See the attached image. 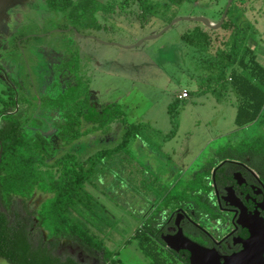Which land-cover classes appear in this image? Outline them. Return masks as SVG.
Masks as SVG:
<instances>
[{"label": "rangeland", "instance_id": "1", "mask_svg": "<svg viewBox=\"0 0 264 264\" xmlns=\"http://www.w3.org/2000/svg\"><path fill=\"white\" fill-rule=\"evenodd\" d=\"M15 1L22 5L18 30L30 38L20 41L23 48L10 47L6 53L11 46L8 34L13 30L7 33L0 26V55L3 56V61L0 60V93L13 97L10 91L17 88L20 93L18 111L25 113L29 102H35L36 95L55 92L52 89L55 81L65 88L74 78L68 72L56 75V65L67 59L61 50L65 38L62 34L48 32L63 18V13H51L45 0ZM19 1L27 2V6ZM102 1L111 8L96 13L101 29L88 30L85 35L91 38L78 37L77 40L83 70L92 77L93 102L99 110L117 106L116 101L130 90L135 116L130 119L124 112L126 119L130 123L131 120L142 122L145 127L140 134L131 136L127 146L118 153L98 163L97 177L86 183L87 191L99 206L97 212L79 204L71 210L68 222L61 226L71 229L75 224L90 237V241L84 236L60 238L58 247L60 252L68 250L82 262L91 258V264H151L134 237L142 224L148 221L160 226L174 209L172 202L179 205L182 197L189 196L186 193L191 197L206 194L198 185L203 178V169L215 159L212 158L215 151L223 150L227 144L236 146L243 139L263 135L264 110L255 122L243 127L235 124L237 107L242 99L232 85L229 73L231 69L240 71V68L228 66L224 53L228 51L229 35L236 27L228 30L222 26L214 28L203 21L181 20L159 37L145 40L137 47L121 46L134 45L146 36L158 35L179 17L207 18V13L199 12L195 3L198 0L180 3L147 0L151 10L146 14L141 7L143 0ZM227 3L228 0H223L220 8L211 11L216 13L213 19L207 18L212 24L222 20ZM208 5L215 4L210 2ZM236 9L233 22L246 28V44L254 51H259L260 46L264 48V0H237ZM256 17L257 22L254 21ZM225 20H229L228 14ZM195 27L206 32L210 41L191 45L189 41ZM101 41L119 45L104 46ZM117 50L121 52L119 55H109ZM88 53H102L106 65L101 74L98 72L100 76L119 72L127 77L117 74L119 76H111L107 82H98L93 87L96 73L92 63L95 59ZM223 73L226 74L224 79ZM133 81L140 85L138 91L130 87ZM183 91L189 94L184 100L178 98ZM11 96L8 97L10 110ZM176 101L177 107L170 110L169 105ZM31 111L40 114L35 109ZM122 119L120 116L112 124L109 135L95 133L89 137L95 150L115 146L121 141L125 131ZM51 139L57 146L56 135L53 134ZM89 147L90 143H83L76 150L85 157L90 154ZM45 199V195L35 194L26 200L13 198L5 204L0 198V212L6 213L11 223L32 218L31 230L35 236L50 241L53 238L49 231L40 226L36 217ZM89 251L95 257L88 256ZM105 252L109 255L107 260H104ZM0 264L10 263L0 257Z\"/></svg>", "mask_w": 264, "mask_h": 264}, {"label": "trees", "instance_id": "2", "mask_svg": "<svg viewBox=\"0 0 264 264\" xmlns=\"http://www.w3.org/2000/svg\"><path fill=\"white\" fill-rule=\"evenodd\" d=\"M170 1L180 3L183 0ZM236 2L234 0L228 9L229 20L223 22L222 28L229 30L236 27L229 35L228 51L224 54L228 66L240 68V71L231 69L229 77L242 99L237 107L235 124L243 127L258 120L263 112L264 66L259 63L255 51L246 44V28L233 22L237 14ZM45 4L51 13H63V18L52 25L51 30L59 29L60 31L53 33L62 34L65 38L62 49L67 59L59 66V71L71 73L74 81L66 89L36 95L35 102H29L25 113L16 111L20 105V93L16 88L10 91L14 94L13 97L0 93V149L3 148L0 198L5 204H9L13 198L26 200L35 194L45 195L46 199L39 207L36 217L53 240L43 241L42 237L35 236L31 230L32 218L11 223L7 214L0 212V257L10 264H91V258L82 262L68 250L59 251L60 238L77 239L84 236L90 241V237L77 229L75 224L71 225V229H63L61 226L68 222L71 210L79 204L97 212L99 206L87 191L86 183L97 177V164L127 146L128 139L140 134L145 124L128 122L120 105L99 110L92 99V77L83 70L76 31L85 35L88 30H100L96 13L109 11L110 5L102 0H45ZM141 7L145 14L151 10L147 0L141 2ZM191 33V45L210 41L209 35L200 27H195ZM29 38L24 33L17 32L13 36L11 47L23 48L20 41ZM225 76L223 73L222 78ZM10 96L12 110L8 106ZM173 107H177V101L169 105L170 110ZM32 109L40 114L32 112ZM120 116H123L125 126L121 141L112 147L101 148L98 144L99 148L95 150L89 137L95 133L109 135L112 124ZM53 129H56L54 135L58 140L57 146L51 136H44V132ZM83 143H90V154L85 157L76 150ZM221 152H225L224 157L233 159L250 158L251 165L264 179V134L251 140L243 139L236 146L227 144ZM216 162L217 160L212 161L210 166L203 169V178L198 187L205 193L210 189L211 168ZM186 194L189 196L182 199L195 198L190 193ZM172 198L176 200V197ZM196 200L202 206L203 200L199 196ZM172 204L174 208L178 206L174 202ZM141 228L134 237L138 239L139 246L151 264H183L176 253L164 249L159 225L145 221ZM103 249L106 250L105 247ZM87 255L95 257L91 251ZM108 258L109 255L105 252L104 260ZM184 264H190L189 258L184 259Z\"/></svg>", "mask_w": 264, "mask_h": 264}, {"label": "flooded vegetation", "instance_id": "3", "mask_svg": "<svg viewBox=\"0 0 264 264\" xmlns=\"http://www.w3.org/2000/svg\"><path fill=\"white\" fill-rule=\"evenodd\" d=\"M0 13L3 20V11ZM50 30V34L60 31ZM76 33L79 38L90 37ZM63 62L56 65L57 76L65 73L59 71ZM69 86L63 88L55 81L52 89L56 91ZM224 155L225 152L217 150L212 157L217 162L211 168L209 191L199 195L202 206L197 203L198 195L193 200L182 199L159 226L161 236L175 234L182 228L185 236L206 248L215 249L223 259L249 252L246 258L249 264H264V179L251 165L250 158L233 159ZM163 245L165 250L176 253L183 264L184 259L190 261L188 251L175 252L165 243Z\"/></svg>", "mask_w": 264, "mask_h": 264}, {"label": "crops", "instance_id": "4", "mask_svg": "<svg viewBox=\"0 0 264 264\" xmlns=\"http://www.w3.org/2000/svg\"><path fill=\"white\" fill-rule=\"evenodd\" d=\"M223 1V0H222ZM222 1L220 2L219 0H216V1H213V0H206L205 2H202V0H198L196 1L195 3L199 6L200 10L199 12H202V13H207L206 16L208 19H213L214 16L216 15L215 12H211V11H214L215 9H218L222 6ZM21 3H26L27 2H22V1H19ZM207 2V4L205 5V3ZM210 2H214V6H211V7H208L210 5H208ZM202 4V6H200ZM0 6L3 8V20L0 19V26L2 28H4V30L7 31V33L12 29L13 31L10 32L12 33V35L19 31L18 29H20V23H18V16L20 17V13L22 11V5H20L19 3H17L15 0H0ZM27 6V5H26ZM1 8V9H2ZM20 10V11H19ZM10 11V12H9ZM1 15V13H0ZM255 22H257V17L255 18L254 20ZM10 33L8 34V40L10 41L11 40V37L12 35H10ZM0 35H1V32H0ZM1 38V36H0ZM88 38H91L88 37ZM99 42V41H98ZM9 43V42H8ZM101 45H102V42H101ZM104 46H118V45H115V44H105L103 43ZM250 48H252L253 50H255L253 47L250 46ZM10 49V46L6 49V53H8ZM99 52V51H98ZM121 52L120 50H117V51H111L109 52V55L111 54H116V55H119ZM89 56H92L94 59H95V63H92V66H93V69L95 70V73H96V77L94 78V82H93V87L96 86V84L99 83H102L103 81L104 82H107L109 79L108 78H111V76H119L117 74H120L119 72H112V73H106L104 76H100L98 74V72H103V69L106 65V62L105 60L103 59V56L101 55L102 53H99L98 54H93V53H88ZM104 54V53H103ZM255 54L257 55V59L259 61V63H261V65L264 66V48H262L260 46V50L259 51H255ZM111 56H114V55H111ZM0 59L1 61H3V56L0 55ZM112 62V61H110ZM5 63V62H4ZM3 63V64H4ZM85 64L86 61H84ZM120 75H123L124 77H127V74H120ZM100 76V77H99ZM138 85V86H137ZM130 87H132V89L135 87L136 91H138L140 89V85L138 83L134 84V81L133 83L130 85ZM138 87V89H137ZM91 89H92V86H91ZM131 89V88H129ZM132 91H128L124 96L120 97L117 101H116V104H119L122 108V110L127 113V117H129L131 119V117H134L135 114H133V110H132V105L134 103L131 102V98H130V95H131ZM113 102V101H112ZM264 110V108H263ZM130 121V120H129ZM134 121L131 120V123H133ZM144 147V146H142ZM147 151H150V150H147Z\"/></svg>", "mask_w": 264, "mask_h": 264}, {"label": "water", "instance_id": "5", "mask_svg": "<svg viewBox=\"0 0 264 264\" xmlns=\"http://www.w3.org/2000/svg\"><path fill=\"white\" fill-rule=\"evenodd\" d=\"M233 0H228L227 6L225 8L222 20L218 24H212L207 18L205 17H197V18H189V17H179L174 19L168 27H166L163 31H161L158 35H149L144 37L143 39L139 40L134 45H121L124 48L130 49L139 46L142 44L145 40H149L152 38H157L161 34H163L166 30L172 27L173 24H175L178 21L181 20H193V21H203L205 23H208L209 25H212L214 28H221L226 16L228 9L232 5ZM105 44H115L119 45L117 43H107L103 42ZM56 129H53L51 131L44 132V136H52L55 134ZM3 148L0 149V163L2 158ZM179 220H177L176 224L178 225ZM163 242L173 251L179 252L181 250H186L190 253V264H249L247 258L248 253H241L239 255H236L235 257L228 259H223L222 255H219L218 252L215 249H209L206 248L199 243L193 241L189 237L185 236L183 229L179 228L177 233L175 234H163L161 236ZM223 259V260H222Z\"/></svg>", "mask_w": 264, "mask_h": 264}, {"label": "built area", "instance_id": "6", "mask_svg": "<svg viewBox=\"0 0 264 264\" xmlns=\"http://www.w3.org/2000/svg\"><path fill=\"white\" fill-rule=\"evenodd\" d=\"M189 97V94H188V91H183L182 93H180L179 95H178V98L179 99H186V98H188Z\"/></svg>", "mask_w": 264, "mask_h": 264}]
</instances>
